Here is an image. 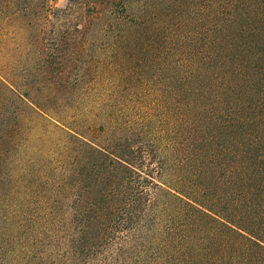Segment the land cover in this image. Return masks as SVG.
<instances>
[{
	"label": "trees",
	"instance_id": "16d2710c",
	"mask_svg": "<svg viewBox=\"0 0 264 264\" xmlns=\"http://www.w3.org/2000/svg\"><path fill=\"white\" fill-rule=\"evenodd\" d=\"M0 0V264H264V0Z\"/></svg>",
	"mask_w": 264,
	"mask_h": 264
},
{
	"label": "rangeland",
	"instance_id": "374dc122",
	"mask_svg": "<svg viewBox=\"0 0 264 264\" xmlns=\"http://www.w3.org/2000/svg\"><path fill=\"white\" fill-rule=\"evenodd\" d=\"M51 3L56 7H64L66 5V0H52Z\"/></svg>",
	"mask_w": 264,
	"mask_h": 264
}]
</instances>
